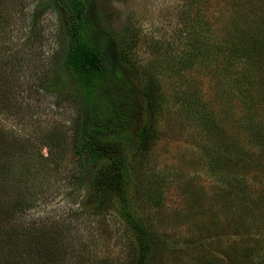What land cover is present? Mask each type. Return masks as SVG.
<instances>
[{"label": "rangeland", "instance_id": "rangeland-1", "mask_svg": "<svg viewBox=\"0 0 264 264\" xmlns=\"http://www.w3.org/2000/svg\"><path fill=\"white\" fill-rule=\"evenodd\" d=\"M38 1L0 0V189L9 187L11 202L20 207L12 222L60 231V248L68 251L70 264H134L136 245L116 203L106 204L100 213L80 212L84 193L76 184L77 106L56 66V16L47 9L34 20ZM229 1H93L124 39L128 58L150 82L157 100L153 144L132 156L128 190L135 214L159 239L148 264H241L242 251L264 229V150H256L255 138L245 136L246 149H251L247 154H254L258 165L239 168L244 188L232 193L225 180L212 176L206 154H216L199 129L205 112L226 118L229 127L241 115H264L261 85L252 91L256 107L239 108L235 79L246 72L227 63L223 44L202 25L210 19L216 27L221 14L228 18L233 10L251 9L237 14L248 21L245 26L241 22V38L264 62L261 40L254 38L255 33L264 35V0H232L233 6ZM195 43L199 50L191 52ZM195 52L201 55L192 63L188 56ZM55 75L65 83L60 90L48 85ZM184 93L201 101L189 122L184 112L178 113ZM233 186L239 188L235 181ZM3 193L0 203L9 202Z\"/></svg>", "mask_w": 264, "mask_h": 264}, {"label": "trees", "instance_id": "trees-1", "mask_svg": "<svg viewBox=\"0 0 264 264\" xmlns=\"http://www.w3.org/2000/svg\"><path fill=\"white\" fill-rule=\"evenodd\" d=\"M93 1L50 0L49 5L44 6L39 0L33 7V19L39 18L47 9L52 10L57 19L59 50L56 66L58 72L66 76L65 83L71 86L78 113L74 155L80 163L76 184L84 193L80 212L94 210L100 213L106 204L116 203L117 215L127 225L136 245L134 264H148L159 239L135 214L128 190L132 178V156L153 144L152 114L157 100L150 82L142 78L140 70L128 58L124 39L118 37L108 26L106 15L98 10ZM229 2L232 3V0ZM230 5L233 6V3ZM233 11L234 14L231 12L228 18L220 15L219 26L211 24L210 19L202 25L207 24L209 36L216 34L215 40L223 44L227 51V63H233V68L236 69L239 64L246 72L240 79H235L239 87V108L256 107L252 92L254 85L262 86L257 95H262L260 106L263 107L264 62L250 51L245 42L247 38L242 40L244 27L241 22L245 26L248 21L237 17V14H248L252 10L238 9V13ZM254 38L261 40L260 47L264 48V35L255 33ZM252 42L256 43L255 40ZM194 45L191 52L199 50V46L196 43ZM196 55L200 56L201 52L190 54L188 59H196ZM254 68L255 76L252 73ZM257 70L263 75L259 74L257 77ZM249 72L254 78V83L250 85ZM243 81L246 82L245 86ZM64 84L55 75L48 85L60 90ZM181 97L178 113L184 112L189 117L186 119L189 122L193 118V112L198 111L201 101L190 93H184ZM223 111L225 110L220 112ZM200 120L199 129L206 138L208 136L209 142L212 141L211 147L216 154L214 157L206 154L212 176L225 180L232 193L242 190L244 183L241 181L239 168L243 169L244 165L250 163L258 165L254 154H247L251 149L247 150L244 142L248 137L255 138L258 140L254 139L255 149L264 150V137L261 135L264 115H241L239 121H236L238 126L232 124L231 127L226 118L217 120L213 116L209 117L206 112ZM250 124L251 128L247 131ZM235 127L243 129L238 131ZM230 168L237 171L234 172L235 177L231 175ZM6 175L9 176L7 172ZM234 181L239 188L233 186ZM9 191V187L3 186L0 189L9 200L0 203V264H70L66 262L69 259L68 251L60 248V231L51 232V228L47 226H16L12 222V214L20 207L16 208L11 202ZM251 222L253 221L250 220L249 223ZM255 242L242 251L241 264H264V229Z\"/></svg>", "mask_w": 264, "mask_h": 264}]
</instances>
